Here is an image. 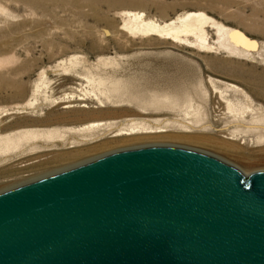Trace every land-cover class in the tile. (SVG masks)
<instances>
[{
	"label": "rangeland",
	"instance_id": "374dc122",
	"mask_svg": "<svg viewBox=\"0 0 264 264\" xmlns=\"http://www.w3.org/2000/svg\"><path fill=\"white\" fill-rule=\"evenodd\" d=\"M124 11L160 22L203 12L214 47L192 33L134 35ZM212 21L259 48L232 55ZM0 64V192L144 140L264 166V129L248 124L264 123V0H0ZM132 126L167 131L124 133Z\"/></svg>",
	"mask_w": 264,
	"mask_h": 264
},
{
	"label": "water",
	"instance_id": "95a60500",
	"mask_svg": "<svg viewBox=\"0 0 264 264\" xmlns=\"http://www.w3.org/2000/svg\"><path fill=\"white\" fill-rule=\"evenodd\" d=\"M0 264H264V171L171 145L108 153L0 192Z\"/></svg>",
	"mask_w": 264,
	"mask_h": 264
},
{
	"label": "bare ground",
	"instance_id": "6f19581e",
	"mask_svg": "<svg viewBox=\"0 0 264 264\" xmlns=\"http://www.w3.org/2000/svg\"><path fill=\"white\" fill-rule=\"evenodd\" d=\"M142 11H124L123 13L125 14V19H124L123 28L128 29L129 32L134 34V35L135 34H142V35H145V34H148V35L149 34H157V35H160L162 37H171L174 40L181 39L182 35H184V34L192 33L191 35H195L197 37L198 40H196V41H199L200 47H204V48L207 47V49L214 47L213 45H210V43L208 42L207 37H206V29L204 27V24H206L207 22L211 21V17L208 16L207 14H205L203 12H195L194 11L193 13L189 12V13H187L185 15L172 18V19H170L168 21L160 22V21L155 20V19L144 18L145 16H144ZM212 23L214 25H216V29L218 30V33L220 34V38H219V41H218V46L219 47L225 48L232 55H239V56H244V57H247V58L252 56L251 52L248 51V49L239 47L235 43H230L228 41V38L230 37V35L232 33L231 27H229L230 28L229 29L225 25H223V24H221L219 22H216V21H212ZM187 40H189V39H187ZM186 41H184V42H186ZM188 42H190V41H188ZM0 65H2V64H0ZM101 102H102L101 104L104 105L102 100H101ZM69 106H71V105H69ZM231 107H232V104L230 103V108ZM247 107H249V106H247ZM253 111H254V109H253ZM102 124H103L102 121H93V122L88 124V127L89 128H94V127L100 126ZM248 124L250 125L249 127H251V128L264 129V123H248ZM154 131L162 133V132H166L167 129L162 127V126H160L156 130L154 128H152V127L145 129L142 126H134V127L132 126L127 131L125 130L124 133H126L127 135H135V134L144 132V133H147L148 135H150V133H152ZM148 135H146V136H148ZM171 135H174L173 138L177 137V138L186 139V140H189V141L190 140L192 141V139H193V141L194 140H196V141L200 140L198 135L184 134V133L183 134L167 133V134L159 135L158 138L160 139L161 137H170ZM201 136H200V138H201ZM211 139L212 138H210V140ZM206 141H205V143H206ZM153 145H171V146H179V147H185V148L193 149V147L192 148L191 147H187L184 144L158 142L156 140H144L142 142L140 141V142H136V143L125 144V145H122V146L120 145L119 147H116L113 150H109L108 152H106L104 154H101V155H99V156H97L95 158H92V160H94V159H96V158H98L100 156L106 155L108 153L119 151V150L138 148V147H145V146H153ZM262 149H264V148H262ZM194 150H197V149H194ZM198 151H201V149H199ZM204 151H206V150H203L202 152H204ZM205 153H209L211 155L217 156L216 154L211 153V151H208V150ZM217 157H219V155ZM86 161H88V160L84 159L81 162H78L76 164H72V165L71 164L70 165L67 164L66 166L64 165L65 167L58 168V170L57 169L54 170L49 175L54 174V172L57 173L58 171L60 172V171L66 170V168L70 169L72 167H75L76 165L78 166V164H80V163L83 164V162L86 163ZM90 161H91V159H90ZM227 162H229V161H227ZM229 163H231V164L235 165L236 167H238L245 174H250V173H253V172H256V171H264V166L263 167L262 166H254V165L238 166V165L234 164L233 162H229ZM47 173H44L42 176H39V177H35V176L32 177V178L28 177L29 179H27V180L28 181L30 180L29 182H31V181L46 177V176H48ZM22 180H24V179H22ZM24 183H27V182H24Z\"/></svg>",
	"mask_w": 264,
	"mask_h": 264
}]
</instances>
